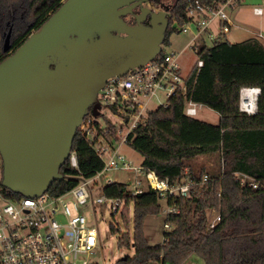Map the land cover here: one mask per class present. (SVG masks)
<instances>
[{
    "label": "trees",
    "instance_id": "1",
    "mask_svg": "<svg viewBox=\"0 0 264 264\" xmlns=\"http://www.w3.org/2000/svg\"><path fill=\"white\" fill-rule=\"evenodd\" d=\"M65 0H0V62L14 52L35 30L62 5ZM190 0H172L171 17L164 45L170 35L180 32L173 24L189 19ZM213 5L220 0H201ZM12 28L10 50L4 49L6 31ZM203 66L195 65L187 77V89L169 98L167 106L151 109L139 124L129 144L143 157L145 171L154 170L171 183L193 182L187 196L167 199L168 206L179 209L168 213L166 222L173 225L165 230L162 242L151 245L145 235V220L162 212L164 199L160 193L146 187L133 195L127 183L110 182L103 191L108 197L126 199L123 214L127 217L129 203L134 202V232L123 233L119 244L134 246L135 253L118 264H185L192 254L205 264H264V42L251 37L240 42L220 39L208 44L193 45ZM244 87H259L257 112L240 110V93ZM189 99L202 103L220 114L213 124L185 113ZM100 115L93 118L92 137L78 128L73 151L78 167L68 158L61 167L62 178L56 179L49 192L62 194L75 187L81 178L94 176L104 162L96 143L112 141L116 128L109 133L100 124ZM111 125V124H110ZM112 126V125H111ZM216 155V168L198 166L200 156ZM239 174L260 182L255 188L243 183ZM208 176L204 180L205 176ZM2 183V180H1ZM14 198L23 195L4 187ZM213 212L221 220L209 226ZM114 228L112 227V230Z\"/></svg>",
    "mask_w": 264,
    "mask_h": 264
},
{
    "label": "water",
    "instance_id": "2",
    "mask_svg": "<svg viewBox=\"0 0 264 264\" xmlns=\"http://www.w3.org/2000/svg\"><path fill=\"white\" fill-rule=\"evenodd\" d=\"M142 1L123 10L119 7L131 0H65L0 62L4 187L27 197L48 191L63 177L61 167L85 117L100 115L98 93L107 79L161 52L169 12L142 6L134 25L122 17ZM149 14L150 24H145Z\"/></svg>",
    "mask_w": 264,
    "mask_h": 264
},
{
    "label": "built area",
    "instance_id": "3",
    "mask_svg": "<svg viewBox=\"0 0 264 264\" xmlns=\"http://www.w3.org/2000/svg\"><path fill=\"white\" fill-rule=\"evenodd\" d=\"M238 1L240 0H220L217 4L208 5L201 0H190L186 8L189 19L181 25L174 19L173 25L180 31L193 32L191 45L202 41L203 38L206 42L208 39L213 42L225 39L235 25L226 8ZM253 10L258 16L264 14L260 5L254 6ZM259 36L264 39L262 33H259ZM181 52H168L162 47L161 52L144 65L133 68L122 76L107 79L98 93L100 114L104 112L111 117L116 135L112 141L103 140L96 143V150L104 165L94 176L81 178L75 187L59 195H53L48 190L34 197L23 195L14 198L5 191L0 174V264H96L82 257L84 254L93 253L98 247L99 234L96 229L88 226L86 217L78 211L80 206L92 202L88 188L90 182L108 169L122 167L139 171L141 176L136 177L135 188L129 189L133 195L144 192L146 187L157 190L165 199L189 194L193 183L191 179L188 178L182 183H171L169 179L160 178L154 170L145 171L142 166H132L121 152L122 146L129 144L130 137L138 125L146 120L149 111L155 109L151 107L154 97L159 100L158 94L162 92L167 100L159 106H167L171 96L186 91L188 76L181 74ZM195 65L200 70L203 60L198 59ZM245 89L250 87L241 89L243 100L240 110L252 114L249 101H244L245 98L242 97ZM256 89L260 94L261 88ZM201 106L204 105L189 99L185 113L196 117ZM92 122L93 118L84 119L80 126L91 137ZM109 131L108 126L105 133ZM69 159L73 167L79 166L75 151L72 150ZM239 176L242 177L243 183L250 182L255 188L260 185L259 181L250 176ZM207 178L206 175L204 180ZM108 201L111 202L110 208L114 214L120 210L123 212L125 198L108 197L104 193L97 197L94 203ZM178 212L177 207L169 206L167 214ZM220 220L221 215L213 212L209 226L213 228ZM165 227H169V223L166 222ZM188 264L198 263L192 260Z\"/></svg>",
    "mask_w": 264,
    "mask_h": 264
},
{
    "label": "rangeland",
    "instance_id": "4",
    "mask_svg": "<svg viewBox=\"0 0 264 264\" xmlns=\"http://www.w3.org/2000/svg\"><path fill=\"white\" fill-rule=\"evenodd\" d=\"M171 2L172 0H164ZM260 5L264 9L263 0H240L237 3H233L226 8V11L230 18L234 22L231 32L225 37V39L231 42H240L251 37H255L264 42V39L259 36V33L264 35V14L258 16L254 13V6ZM12 28L10 27L6 31V35ZM194 34L191 30L173 32L170 35V44L164 45L168 52H181L180 63L182 66L181 74L186 77L191 72L192 68L198 60V54L194 50L191 41ZM11 42V41H10ZM208 44H212L213 41L208 39ZM243 97V96H242ZM158 98H153L151 107L156 108L160 104L166 102V96L160 92ZM243 99H241L240 93V105ZM248 100V99H247ZM247 100H244L248 102ZM160 101V102H159ZM250 101V100H249ZM100 117V124L103 128L108 126L112 129V119L108 117L106 113ZM196 118L203 121L217 124L220 120V114L204 105L198 110ZM92 120V118H90ZM116 120V119H115ZM111 124V125H110ZM117 127V126H116ZM116 135V134H115ZM121 152L125 154L127 160L132 166H141L143 157L138 153L131 144H125L121 148ZM106 158V156H105ZM219 159L216 155H207L198 157L194 163L198 166H206L208 168H216L219 165ZM0 174L2 175V158L0 155ZM141 176L139 171L134 169H124L122 167L111 168L104 171L96 179L92 180L88 186L91 191V198L88 205L80 206L79 213L83 214L88 222V226L96 229L100 241L97 248L93 250V253L84 254L83 259H87L89 262L96 264H118V261L127 255H134V246H122L119 244V238L123 233H130L133 235L134 232V202L129 203V210L127 217L123 214L122 210L114 214L111 210V202L106 203H94L97 197L104 195L103 188L109 183L120 182L127 183L129 189H134V182L136 177ZM163 210L157 215H149L145 220V235L151 245H156L162 242L164 231L171 230L173 225L169 224V227H165L166 215L168 211L167 199H162ZM171 225V226H170ZM112 227L114 228L112 230ZM196 261L198 264H205L204 261L197 255L192 254L185 264L190 261ZM158 264V263H153Z\"/></svg>",
    "mask_w": 264,
    "mask_h": 264
},
{
    "label": "flooded vegetation",
    "instance_id": "5",
    "mask_svg": "<svg viewBox=\"0 0 264 264\" xmlns=\"http://www.w3.org/2000/svg\"><path fill=\"white\" fill-rule=\"evenodd\" d=\"M139 0H131L130 3L123 5L121 7H119V9H127L130 6H132V4L138 2ZM170 4L171 2H166L164 0H144L142 1L141 4L136 5L135 7L132 8V11H129L126 14H122V17L125 19V21H127V23L134 25L137 23V19H136V15L137 14H141V7L145 6V7H150L153 11H167L170 13V15L168 16V18L170 19L171 17V11H170ZM145 24H150V14L147 16V19L144 21Z\"/></svg>",
    "mask_w": 264,
    "mask_h": 264
},
{
    "label": "bare ground",
    "instance_id": "6",
    "mask_svg": "<svg viewBox=\"0 0 264 264\" xmlns=\"http://www.w3.org/2000/svg\"><path fill=\"white\" fill-rule=\"evenodd\" d=\"M258 90L254 87L250 89H245L242 92L243 98L249 101L250 105L249 108L251 109L252 113L257 112V97H258Z\"/></svg>",
    "mask_w": 264,
    "mask_h": 264
},
{
    "label": "crops",
    "instance_id": "7",
    "mask_svg": "<svg viewBox=\"0 0 264 264\" xmlns=\"http://www.w3.org/2000/svg\"><path fill=\"white\" fill-rule=\"evenodd\" d=\"M251 88H254V87H251ZM255 88H257V87H255Z\"/></svg>",
    "mask_w": 264,
    "mask_h": 264
}]
</instances>
